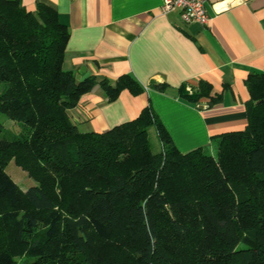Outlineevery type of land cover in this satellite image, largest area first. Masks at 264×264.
Wrapping results in <instances>:
<instances>
[{"label": "trees", "instance_id": "obj_1", "mask_svg": "<svg viewBox=\"0 0 264 264\" xmlns=\"http://www.w3.org/2000/svg\"><path fill=\"white\" fill-rule=\"evenodd\" d=\"M69 35L52 4L0 0V113L22 125L16 142L0 136V153L16 145L38 181L22 191L0 161V202L24 198L32 209L0 213V264H18L16 244L41 264H76L71 250L86 264H264V73L245 79L244 129L213 136L216 155L183 152L151 105L106 131L79 129L70 109L96 79L64 68ZM100 83L110 100L142 91L130 75ZM182 90L191 101L223 99L203 80ZM58 238L67 248L51 252Z\"/></svg>", "mask_w": 264, "mask_h": 264}, {"label": "crops", "instance_id": "obj_2", "mask_svg": "<svg viewBox=\"0 0 264 264\" xmlns=\"http://www.w3.org/2000/svg\"><path fill=\"white\" fill-rule=\"evenodd\" d=\"M19 1L33 11L38 1L55 6L70 32L64 68L78 80L96 79L70 109L81 131H106L151 105L187 152L248 124L245 79L264 73V0H206L207 24L185 23L178 11H162L164 0ZM124 75L134 77L142 91L126 88L110 100L100 81L115 84ZM202 80L213 95L223 92L222 101L182 96L183 88L199 91ZM163 83L166 91L153 86Z\"/></svg>", "mask_w": 264, "mask_h": 264}, {"label": "rangeland", "instance_id": "obj_3", "mask_svg": "<svg viewBox=\"0 0 264 264\" xmlns=\"http://www.w3.org/2000/svg\"><path fill=\"white\" fill-rule=\"evenodd\" d=\"M182 91L184 93L186 92V90H182ZM0 122H2L3 124V130L0 132V136L12 139L16 142V137L18 136L20 129L22 128L21 123L16 119V117L3 115L1 113H0ZM150 138L154 145L153 146L154 149L158 150L160 148V145H159L160 143H159V139H158V136H157V133L154 127L150 128ZM208 150H210L212 154H215V151H216L215 144L211 143L208 147ZM0 161H2V165L7 170V172L19 184V187L22 191H25L30 186L36 185L38 183L36 178L30 173V170L24 167L16 159V145L14 146V149H12L9 153H0ZM16 206H18V208L21 211L22 210H32L29 203L24 198H22L20 202L15 206L9 202H5V201L0 202V213L5 208L16 207ZM60 237H63V236H60ZM64 237H67V236H64ZM63 238H58L57 244L56 242H53V244L50 247L51 252L55 250L57 247L59 250H63V251L64 249L66 250L68 240L67 238L66 240ZM58 243L60 244L58 245ZM62 244H63V247H62ZM16 247L12 246V248L14 249L13 251L15 252V256L18 261V264H30L29 262L34 260V257H31L27 254V251L24 247L18 246L17 244H16ZM69 254L72 257H75L76 264H86L84 261L83 255L81 253L71 250ZM37 260L38 259H35L34 262L37 264H41V262Z\"/></svg>", "mask_w": 264, "mask_h": 264}, {"label": "built area", "instance_id": "obj_4", "mask_svg": "<svg viewBox=\"0 0 264 264\" xmlns=\"http://www.w3.org/2000/svg\"><path fill=\"white\" fill-rule=\"evenodd\" d=\"M205 2L206 0H164L162 11H178L181 20L185 23L207 24L209 16Z\"/></svg>", "mask_w": 264, "mask_h": 264}]
</instances>
